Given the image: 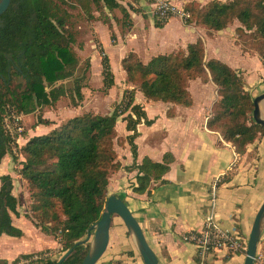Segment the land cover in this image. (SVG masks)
Masks as SVG:
<instances>
[{
  "label": "trees",
  "instance_id": "1",
  "mask_svg": "<svg viewBox=\"0 0 264 264\" xmlns=\"http://www.w3.org/2000/svg\"><path fill=\"white\" fill-rule=\"evenodd\" d=\"M78 1L87 2L86 5L80 3L86 14L93 5L97 11L120 10L123 24L129 20L126 8L120 4L123 0ZM196 4L192 0L184 5L189 14L185 25L198 26L212 33L238 20L242 26L237 30L238 36L246 38L245 46L255 51L264 65V0L213 1L205 8L200 6L202 10L198 14L193 10ZM131 10L140 13L139 8ZM69 18V13L61 10L55 0H10L7 10L0 15V163L7 153L11 154L14 171L26 182L30 192L31 219L28 215L23 217L43 235L52 236L61 246L63 255L69 252L60 264H81L89 252L86 244L89 240L80 242L100 219L107 199L109 176L120 169L113 147V140L117 139V120L122 118L126 130L132 132L126 141L134 162L124 169L136 171L133 193H148L152 184L165 183L163 177L173 161L172 155L165 153L160 162L143 158L140 164L136 163V126L141 120L147 126L152 121L147 120L142 108L134 103L135 89L148 101L188 107L192 103L188 82L196 78L211 81L216 86L217 98L206 128L231 143L240 155L248 144L259 136L264 137V130L252 118L253 102L244 89L243 80L221 61L206 59L204 43L197 39L184 50L155 56L146 64L134 53L127 54L121 66L126 73V83L134 89L123 92L121 101L109 115L88 111L74 116L46 135L29 138L13 153L11 146L15 140L3 125L9 113L20 116L42 108L50 110L64 97L69 98L72 107H78L84 99L82 89L86 84L82 78H75L69 91L63 86V82L73 77L78 64L72 48L75 35L67 31ZM153 21L156 28L166 23ZM99 53L105 92L114 85V78L107 56L102 49ZM172 115L173 111L168 110L167 116ZM54 124L42 117L36 121V125ZM12 189L11 176H3L0 237L21 238L22 230L12 223V216L20 217ZM262 245L264 253V240ZM61 257L57 260L40 258L33 262V254H25L11 264H19L21 260H29V264H58ZM0 264L6 262L0 260Z\"/></svg>",
  "mask_w": 264,
  "mask_h": 264
},
{
  "label": "crops",
  "instance_id": "2",
  "mask_svg": "<svg viewBox=\"0 0 264 264\" xmlns=\"http://www.w3.org/2000/svg\"><path fill=\"white\" fill-rule=\"evenodd\" d=\"M126 1L132 4V0ZM142 1L138 0L137 3L144 12L135 13L126 8L129 14L128 22L130 21L128 28L115 31L113 27L116 38L114 43L110 42L107 27L97 29L96 23L92 26L93 32L99 35L98 52L100 49L105 52L114 78V85L105 91L108 103L113 104L106 115H109L114 106L121 101L126 89H134V86L126 83V73L121 66V61L127 54L134 53L143 64H146L155 56L184 50L188 44L197 39H202L204 43L206 59H217L236 71L244 81L245 90L253 99L264 93V65L257 55L241 52L235 42L233 28L213 32L212 36L208 37L200 27L182 24L177 18H171L163 27L156 28L153 19L145 11ZM170 1L181 7L192 0ZM123 3L127 2L123 0ZM120 4L122 5V1ZM91 7L97 11L93 5ZM102 10L110 14L114 11L121 14L118 9L112 12L105 8ZM117 19H122V14ZM117 19L114 18V21L121 28L123 19L121 21ZM104 21L108 24L106 19ZM110 25L111 23L108 26L112 28ZM101 30L107 37L109 47L114 51L111 55L101 40ZM93 54H96V51H90V57L87 58L90 70L95 59V62L100 64L102 77V58H97ZM112 58H116L115 64ZM88 78L92 79L90 74ZM187 90L192 100L188 107L148 101L138 89H135L134 103L142 108L147 120L152 121V124L147 126L141 120L136 126L134 139L136 163L140 164L143 158L160 162L165 153H170L173 161L163 177L165 183L152 184L148 193L141 195L133 193L132 186L135 184L136 171L124 169L134 162L126 141L132 132L126 130L125 122L119 118L116 126H120L121 132H117L116 129L115 131L117 138L120 139V145L114 149L120 169L109 176L108 197L116 196L127 205L140 226L148 246L156 256L158 264H197L196 248L190 242L184 241V236L200 232L205 218L211 211L216 225L222 231L240 237L244 246L236 253L220 250L208 257L207 264H244L246 243L254 218L264 202V138H257L246 146L243 155L238 154L231 143L206 128L211 107L216 100V86L211 81L197 78L188 82ZM90 92L87 87L82 89L84 97L82 103L65 112L64 116L70 113V117L65 120L57 105L50 110L44 109L42 119L55 123L45 128L41 127L44 125H36V121L32 120L29 129L24 121L29 115H20L26 137L19 148L29 138L46 135L64 121L78 116L72 110L85 105L88 97L91 96ZM259 108L264 119V100L260 102ZM170 109L173 111L171 117L167 116V111ZM234 153L238 154V160L231 166ZM19 160H22V157L19 156ZM6 175L12 178V195L16 199L18 192L24 190L26 193V182L14 171L10 153H7L0 163V186L1 178ZM222 175L212 206L210 189L214 181ZM17 221L18 224L23 221L30 223L21 215L18 218L12 216V223L16 227ZM24 235L23 233L21 238L2 235L0 238L9 244L17 242L18 239L22 242ZM263 240L264 217L260 222L256 255L264 254ZM56 247V242L52 240L50 246L45 249ZM42 249L44 248L27 250V247H24L22 251H11L3 256L0 255V260L11 264L20 255L32 254ZM102 257H104L102 264H143L134 237L117 216H112L109 242ZM25 261L27 260H21L19 264Z\"/></svg>",
  "mask_w": 264,
  "mask_h": 264
},
{
  "label": "rangeland",
  "instance_id": "3",
  "mask_svg": "<svg viewBox=\"0 0 264 264\" xmlns=\"http://www.w3.org/2000/svg\"><path fill=\"white\" fill-rule=\"evenodd\" d=\"M61 1L64 3H62ZM193 1L197 3L196 4L197 7L193 8V10H194L195 14H198L202 10V9H200V6H203V8H205L207 4H210L213 1H218L220 3H229V2H232L234 0H202V1L201 0L200 1L193 0ZM55 2L59 5L61 10L67 11L70 15V18H69L68 24H67V31L70 33H73L75 35V44L73 45L72 48H73V50L77 56V59H78V64H77V67H76V70L74 72L73 77L66 80L65 82H63V86L66 89H68V91H69L72 89L74 79L75 78H80V79L82 78L83 82L86 84L87 90L91 91L90 92L91 96L88 97L85 105H82L81 108L74 109L72 111H74L76 113L75 115L83 114L88 110H90L93 113L96 112V114H99V115H106L107 113H109V110L111 109L113 104L108 103V99H106V97H105L107 95V92L105 93L102 90V77L100 75V68H101L100 64L98 62H95V59H94V62L92 64V68L90 70V64L88 63V59H87L88 56L90 57V51L91 52L96 51V54H93V55H95L97 58L101 59V55L98 52L99 35H97L96 33L93 32L94 29H92L93 28L92 26L94 23H96L95 25H96L97 29L107 27L110 42L114 43V40L116 38H115V35L113 33V30L115 29V31H120V29H126L130 25H128V21H126V20H125V24H122L121 28L118 24H116V22L114 21V18L117 19L121 15L117 11H114L113 14H110V13L104 12V10L95 11L92 7L91 8L89 7L90 8L89 14H84V11H83L80 3L83 5H86L87 4L86 1L55 0ZM124 2H127V3H123V1H122V5L125 8H127L129 10L131 8H139L140 12H144V10L138 6V3L136 1L132 0L131 1L132 4H130V1L128 2V1L124 0ZM143 7H144L145 11L149 14L150 8L145 3L143 5ZM92 13H93V15H92ZM108 14H110V15H108ZM104 19L107 20L108 24L105 23ZM121 20L122 19H117V21H121ZM92 21H93V23H92ZM110 23H111L110 26H112V28L108 26ZM129 23H130V21H129ZM113 27H114V29H113ZM228 28L234 29L235 42L240 47V50L242 48L243 50L247 51V52H242V50H241L242 53L257 55V53L255 51L248 49L249 48L248 45L245 46L246 43L244 44V40H246V38H242V37L240 38L238 36L237 30L239 28H242V26L238 20H233L231 23H229L227 25V27L224 30H226V29L228 30ZM201 29L204 30L205 34L208 37L212 36L213 32L211 33V32H208L206 29H203V28H201ZM217 32H219V31H217ZM101 40H102L104 46L108 49V53H110V55L112 53H114V51L109 47L107 37L102 30H101ZM204 51H205V47H204ZM211 59H213V58H211ZM112 61L114 64L117 62L116 58H112ZM87 63L89 64V67L87 66ZM89 74L92 78L91 80L88 78ZM117 76H118V74L116 73V78L119 81V76L118 77ZM238 76L242 79V77L239 74H238ZM202 81H204V80H202ZM58 84L59 83H57L56 85H58ZM115 88H116V86H115ZM86 92L88 93V91H86ZM216 98H217V96H216ZM252 101H253V98H252ZM56 105L58 106L59 112L62 114V117L64 120L70 117L69 116L70 113L67 114V116L63 115L65 112L67 113V111L69 109L73 108L70 104V100L68 97L61 98L60 101ZM43 110H44V108L35 111L33 113V116L29 115V116L25 117L24 121H25V124L27 125V127L29 129H31L30 122L32 120L37 121L38 117H42ZM55 111H56V109H55ZM61 119L62 118H60V120ZM3 125H4V129L12 137V140H15V143L11 146L12 150H13L12 152L14 153L17 151L16 149L19 148V145L23 144L25 137H26V136H24V132L26 133V130L24 128L23 122L20 119V116H16L13 113H9L8 116H6L4 121H3ZM41 127L45 128V126H41ZM115 129L117 132H121V128L119 125L116 126ZM258 138H264V137L259 136ZM119 145H120V139L119 138L114 139L113 140V147L116 148ZM107 197H108V192H107L106 198ZM17 201H18L19 214L21 216L28 215L31 219L30 192L27 190V188H26V193L24 190L17 193ZM16 224H17V227H19L23 231V233L25 234L23 239H22L23 241L21 242V240L18 239L17 242L8 244L0 238V255L3 256L5 253H10L11 251L12 252L22 251L24 249V247H27V250L44 248L38 252L32 253L33 258L31 260L33 262H35L36 260H38L40 258L41 259L57 260L63 255V253L61 252V246L60 245H57V247L53 248V249H45L46 247H49L52 240H54V238L52 236L43 235L42 233L39 232V230L35 229L27 221H23L19 224L17 221ZM18 225H20V226H18ZM93 240H94V231H91L89 241L86 243L87 245H89V249L92 245ZM35 258H38V259H35ZM102 260H104V257H102L98 261L97 264H102ZM262 260H263V264H264V254H262ZM22 264H29V260L25 261Z\"/></svg>",
  "mask_w": 264,
  "mask_h": 264
},
{
  "label": "water",
  "instance_id": "4",
  "mask_svg": "<svg viewBox=\"0 0 264 264\" xmlns=\"http://www.w3.org/2000/svg\"><path fill=\"white\" fill-rule=\"evenodd\" d=\"M10 0H0V15L3 14L8 6ZM264 100V93L253 99V112L252 118L256 124L262 127L264 130V119L260 114L259 104ZM112 216H117L122 220L124 225L131 232L136 242L140 257L143 264H158L157 258L148 246L142 230L137 221L129 211L127 205L116 196L107 197L100 219L92 226L88 232L86 238L80 242H87L90 238V232L94 231V240L89 249L88 254L84 258L81 264H97L105 253L109 242V229L112 222ZM264 217V202L260 206L252 225L251 232L249 234L246 248H245V260L244 264H254L255 255L257 253L258 239H259V227L262 218ZM94 243L97 245L94 247ZM69 252L64 254L59 260L60 264L67 256Z\"/></svg>",
  "mask_w": 264,
  "mask_h": 264
},
{
  "label": "built area",
  "instance_id": "5",
  "mask_svg": "<svg viewBox=\"0 0 264 264\" xmlns=\"http://www.w3.org/2000/svg\"><path fill=\"white\" fill-rule=\"evenodd\" d=\"M142 2L150 8L149 15L153 20L167 22L171 18H177L185 24L189 18V14L184 10V6L178 7L170 0H143ZM237 160L238 154L234 153V161L231 166ZM221 177L223 175L214 181L210 189L212 206L214 205L215 193L218 183L221 182ZM184 241L190 242L195 246L198 259L197 264H207L208 257L220 250L236 253L244 246V242L240 237L224 232L216 225L213 221V211L205 218L202 230L185 235ZM254 264H263L262 255H255Z\"/></svg>",
  "mask_w": 264,
  "mask_h": 264
},
{
  "label": "bare ground",
  "instance_id": "6",
  "mask_svg": "<svg viewBox=\"0 0 264 264\" xmlns=\"http://www.w3.org/2000/svg\"><path fill=\"white\" fill-rule=\"evenodd\" d=\"M97 244L96 243H94V247L96 246Z\"/></svg>",
  "mask_w": 264,
  "mask_h": 264
}]
</instances>
